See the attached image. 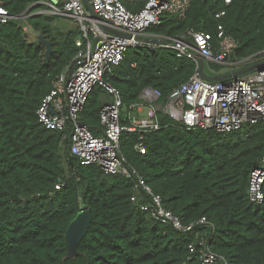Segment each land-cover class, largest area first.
<instances>
[{"label":"trees","instance_id":"trees-1","mask_svg":"<svg viewBox=\"0 0 264 264\" xmlns=\"http://www.w3.org/2000/svg\"><path fill=\"white\" fill-rule=\"evenodd\" d=\"M34 1L4 0L15 17L0 28V264H200L202 239L231 264H264V201L255 204L248 197L250 174L264 155V122L223 133L188 129L162 116L161 129L145 136L143 152L136 149L139 135L124 133L126 164L162 197L163 206L186 225L203 217L208 224L182 231L156 221L139 207L152 198L137 187V176L108 175L98 165L80 164L64 132L39 122L37 110L72 66L81 33L54 23L58 15H33ZM220 23L238 41L229 60L247 67L250 57L264 56V0H192L184 18L166 16L163 25L149 30L169 37L202 30L215 40ZM39 34L55 49L48 63ZM211 63L222 65L205 66ZM196 67L171 48H133L106 80L129 106L147 86L167 99ZM104 92L110 95L95 87L81 114L96 133ZM82 199L93 219L80 255L65 261V229Z\"/></svg>","mask_w":264,"mask_h":264},{"label":"built area","instance_id":"built-area-1","mask_svg":"<svg viewBox=\"0 0 264 264\" xmlns=\"http://www.w3.org/2000/svg\"><path fill=\"white\" fill-rule=\"evenodd\" d=\"M192 0H35L29 9L35 14L50 13L73 18L80 30L76 39L78 52L72 67L61 73L51 91L37 110L39 122L49 130L64 132L69 139L70 152L82 165H98L105 174L118 173L137 176V187H142L152 200L140 203L156 221L170 224L178 230L192 231L197 225L208 224L205 217L190 224L163 206V199L146 185L137 170L126 164L121 137L124 133L138 134L136 149L144 151L147 134L159 131L161 117L183 123L188 129L216 130L228 133L244 125L264 122V68L236 78L210 81L199 72V58L217 64H230L229 59L238 41L225 33L223 24L217 27L216 39L205 31L194 29L179 37H169L150 31L161 26L166 16L184 18ZM227 4L232 0H225ZM225 10L217 13L221 18ZM14 18L0 0V28ZM27 29V28H26ZM166 47L180 58L196 62L194 75L173 89L167 99L161 91L144 87L139 100L127 106L122 92L111 85L106 76L113 72L133 48ZM264 56L257 59L263 61ZM239 61H236L237 64ZM104 87L113 101L103 105L99 113L100 128L96 133L82 122L81 114L93 89ZM264 155L260 165L250 174L248 197L252 203L264 201ZM57 188L60 184H57ZM132 201L138 202L137 195ZM198 255L200 264H231L211 251L205 241ZM192 253L196 245L190 244Z\"/></svg>","mask_w":264,"mask_h":264},{"label":"water","instance_id":"water-1","mask_svg":"<svg viewBox=\"0 0 264 264\" xmlns=\"http://www.w3.org/2000/svg\"><path fill=\"white\" fill-rule=\"evenodd\" d=\"M38 43L43 44L46 47L45 63H48L51 55L55 51L52 41L45 38L44 35L39 34ZM74 63H75V60L73 61L72 66L74 65ZM199 66H200L199 72L204 79H207L210 81H216V80H224L227 78H236L238 76H242L254 70H262L264 68V60L261 62L254 63L252 65H249L245 68H241L238 70H233V71H229L225 73H220L216 75H210L205 71V59L203 57L199 58ZM82 204H83L82 209L78 211L76 216L69 222V224L67 225L65 229V239H66V247H67V254L64 257L65 261L68 259H75L76 257L80 255L78 246L80 245L82 240L87 235L88 230L91 226V222L93 219L91 210L88 206H86L83 203V199H82Z\"/></svg>","mask_w":264,"mask_h":264},{"label":"rangeland","instance_id":"rangeland-1","mask_svg":"<svg viewBox=\"0 0 264 264\" xmlns=\"http://www.w3.org/2000/svg\"><path fill=\"white\" fill-rule=\"evenodd\" d=\"M53 22L58 24L59 26H62L64 27L65 29H71V28H76V23H75V20L73 18H70L68 16H64V15H58V16H54L53 18ZM30 40H35L36 38L33 37V36H29L28 37ZM236 61H239L237 64ZM236 61H230V64H226L227 66L225 65H220V66H217V65H214V64H206L205 66V71L210 74V75H215L214 73H217L219 72V70H226V69H231L232 67H239L241 65L242 62L244 61H240V60H236ZM249 62V61H247ZM101 101H103L104 105L105 104H109L113 101L112 97L110 95H108L107 93H103L101 95Z\"/></svg>","mask_w":264,"mask_h":264},{"label":"crops","instance_id":"crops-1","mask_svg":"<svg viewBox=\"0 0 264 264\" xmlns=\"http://www.w3.org/2000/svg\"><path fill=\"white\" fill-rule=\"evenodd\" d=\"M256 60H257V59L253 58L251 61H252V63H253V62H257ZM249 65H250V64H249ZM240 67L243 68V66H239V67H237V66L235 67V66H234V67H232L231 69L229 68V69H226V70H223V71L221 70V72H217V73H214V74L216 75V74L225 73V72H229V71H233V70H238V69H241Z\"/></svg>","mask_w":264,"mask_h":264},{"label":"clouds","instance_id":"clouds-1","mask_svg":"<svg viewBox=\"0 0 264 264\" xmlns=\"http://www.w3.org/2000/svg\"><path fill=\"white\" fill-rule=\"evenodd\" d=\"M33 9H35V8H33ZM33 9H32V10H33ZM30 10H31V9H30ZM32 14L34 15V14H35V11H34V13H32ZM14 17H15V16H14ZM261 54H264V51H263ZM254 58H255V57H254ZM252 59H253L252 57H251L250 59H248L250 65H252V64H254V63H257V62H253V63H252V61H251ZM205 62H206V61H205ZM260 62H261V61H260ZM223 65H226V64H223ZM227 65H228V64H227ZM227 65H226V66H227ZM248 66H249V65H248ZM243 68H245V67H243Z\"/></svg>","mask_w":264,"mask_h":264},{"label":"flooded vegetation","instance_id":"flooded-vegetation-1","mask_svg":"<svg viewBox=\"0 0 264 264\" xmlns=\"http://www.w3.org/2000/svg\"><path fill=\"white\" fill-rule=\"evenodd\" d=\"M241 68V67H240Z\"/></svg>","mask_w":264,"mask_h":264}]
</instances>
